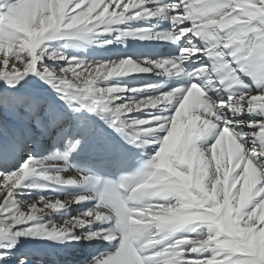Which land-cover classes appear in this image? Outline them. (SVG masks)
<instances>
[{"label":"snow or ice","instance_id":"6c2138e0","mask_svg":"<svg viewBox=\"0 0 264 264\" xmlns=\"http://www.w3.org/2000/svg\"><path fill=\"white\" fill-rule=\"evenodd\" d=\"M0 264H264V0H0Z\"/></svg>","mask_w":264,"mask_h":264},{"label":"bare ground","instance_id":"6f19581e","mask_svg":"<svg viewBox=\"0 0 264 264\" xmlns=\"http://www.w3.org/2000/svg\"><path fill=\"white\" fill-rule=\"evenodd\" d=\"M142 51V50H141ZM162 51H167V49H162ZM41 258H44V259H48L49 257L47 256H44V257H41V256H37L36 259H41Z\"/></svg>","mask_w":264,"mask_h":264}]
</instances>
